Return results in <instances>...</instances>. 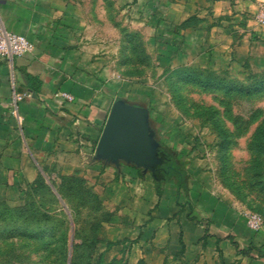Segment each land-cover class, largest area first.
Listing matches in <instances>:
<instances>
[{"label": "rangeland", "instance_id": "rangeland-1", "mask_svg": "<svg viewBox=\"0 0 264 264\" xmlns=\"http://www.w3.org/2000/svg\"><path fill=\"white\" fill-rule=\"evenodd\" d=\"M67 1L81 9L79 45L128 84L121 97L148 109L157 140L187 172L195 204L204 200V192L213 193L234 210L242 227L247 228V212L258 214L261 229L249 231L261 232L264 90L244 94L236 85L245 82L250 71L264 73V40L250 35L251 59L244 62L236 58L244 35L237 28L228 27L223 39L216 21L194 23L192 18L197 17L192 16L176 22L164 8L158 11L155 0ZM227 82L232 91L226 90ZM51 176L39 168L35 179L19 188L17 200L0 198L4 215H13L0 219V264H222L221 250L208 245L206 234L198 238L193 230L205 220L193 205L184 204L167 219L168 230L179 235V249L171 251L168 244L166 252H156L158 228L146 239L142 228L156 222L158 200L145 199L150 207L133 213L131 220L128 210L139 209L130 208L121 191L117 194L121 203L116 197L115 201L105 178L100 181L96 176L90 185L76 174L56 175L61 196ZM44 183L56 198L49 197ZM189 221L191 234L183 241Z\"/></svg>", "mask_w": 264, "mask_h": 264}, {"label": "crops", "instance_id": "crops-1", "mask_svg": "<svg viewBox=\"0 0 264 264\" xmlns=\"http://www.w3.org/2000/svg\"><path fill=\"white\" fill-rule=\"evenodd\" d=\"M262 3L264 0H155L158 11L162 13L164 8L176 22L192 16L197 17L192 18L194 23L200 20L210 25L216 21L223 39L228 36V27L241 30L244 35L236 47V58L244 62L251 59L250 35L264 40V26L255 22ZM78 9L80 6L67 0H0V26L25 35L33 43V50L21 56L0 55V198L17 200L19 188L33 181L39 168L53 178L76 174L90 180V185H94L96 176L100 181L105 178L111 182L108 187L114 198L121 191L122 200L128 201L130 208L139 209L128 210L131 220L133 213L150 207L151 203L143 202L145 199L158 200L159 215L154 224L142 228L144 238L158 228L154 250L166 252L169 244L170 250L176 251L179 235L168 230L167 222L169 214L180 208L176 181L162 183L157 191L151 173L142 171L137 176L138 170L124 162L116 171L114 165L112 168V164L93 159L102 127L99 122L105 120L116 99L128 102L120 96L128 84L116 79L104 60L94 59L91 50L79 45L83 42L84 23ZM25 91L31 95L18 101L16 114L12 113L13 94ZM59 91L71 94L74 101L56 98ZM203 196L204 200L195 204L188 187L182 194L187 205H193L190 207L208 224L193 228L198 238L206 234L208 245L221 250L222 264H264V228L253 234L240 225L234 210L226 208L217 196L206 192ZM192 227L183 231V241Z\"/></svg>", "mask_w": 264, "mask_h": 264}, {"label": "water", "instance_id": "water-1", "mask_svg": "<svg viewBox=\"0 0 264 264\" xmlns=\"http://www.w3.org/2000/svg\"><path fill=\"white\" fill-rule=\"evenodd\" d=\"M93 159L119 167L121 162L133 164L154 173L161 163L157 157L160 143L144 106L116 99L103 122Z\"/></svg>", "mask_w": 264, "mask_h": 264}, {"label": "trees", "instance_id": "trees-1", "mask_svg": "<svg viewBox=\"0 0 264 264\" xmlns=\"http://www.w3.org/2000/svg\"><path fill=\"white\" fill-rule=\"evenodd\" d=\"M264 73L261 74H257L254 73L252 71H250L248 73V75L246 76L245 82H241L239 85H236L237 88L236 90L238 92L244 93V94H255L258 93L260 91L264 90ZM257 77H261L262 80H255L257 79ZM250 80L251 82L247 81ZM204 86H209V84H205ZM227 91H232L233 90V86L231 83H226V85H224ZM235 90V89H234ZM102 131V127L100 128V133ZM160 143V142H159ZM97 144V141L95 142V145ZM163 149L165 150V152L167 153L161 160V168L159 170V172H155L152 174L153 180L156 183V190L159 191L160 185L164 182L170 181V180H174L176 181V189H177V193H176V202L178 204V206L182 207L184 206V204L189 203L188 201H184L182 194L187 190V172L185 171V169L183 167H181L177 161L174 159L173 155L166 149L163 147V145L160 143V150ZM134 168H136L137 170H140L142 173V169L139 167H136L135 165L131 164ZM116 171H118V168H116ZM71 177V176H70ZM59 178V177H58ZM60 178L65 179V177L60 176ZM52 184L57 188L58 193L62 196V192L59 188V185H57L54 180L55 177H50ZM39 180H42L44 182V177L42 175H39ZM45 185V189L47 191V193L49 194V197H54L56 198V196L54 195V193L51 190V187L44 183ZM61 187V184H60ZM1 202V201H0ZM1 205V203H0ZM0 219H7V218H13V215H11V217H8L6 215H4L6 213V210L3 209L2 206H0ZM25 210H23V208H21V212L22 214H24ZM49 218V216H48ZM91 264V263H90Z\"/></svg>", "mask_w": 264, "mask_h": 264}, {"label": "built area", "instance_id": "built-area-1", "mask_svg": "<svg viewBox=\"0 0 264 264\" xmlns=\"http://www.w3.org/2000/svg\"><path fill=\"white\" fill-rule=\"evenodd\" d=\"M255 22L259 26H264V3H262L256 14ZM33 50V43L23 34L15 33L4 29L0 26V55L1 56H21L23 54L29 53ZM31 95L30 91H25L22 94H13V107L12 113L16 114L17 102L23 97H29ZM55 97L68 102L74 101V97L67 92H56ZM245 223L247 228L256 232L261 229L262 220L261 217L253 212H247L245 214Z\"/></svg>", "mask_w": 264, "mask_h": 264}, {"label": "flooded vegetation", "instance_id": "flooded-vegetation-1", "mask_svg": "<svg viewBox=\"0 0 264 264\" xmlns=\"http://www.w3.org/2000/svg\"><path fill=\"white\" fill-rule=\"evenodd\" d=\"M167 153L165 152V150H163V149H159V152H158V155H157V157H159V158H163L165 155H166ZM161 168V163L160 164H158V165H156V167H155V170H154V173L155 172H159V171H161V170H159ZM142 169V168H141ZM147 172H149V173H151L152 174V172L151 171H147Z\"/></svg>", "mask_w": 264, "mask_h": 264}]
</instances>
